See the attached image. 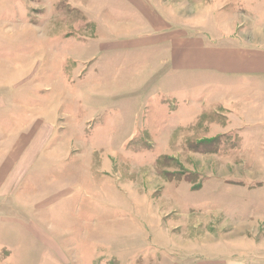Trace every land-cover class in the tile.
<instances>
[{"label":"rangeland","instance_id":"1","mask_svg":"<svg viewBox=\"0 0 264 264\" xmlns=\"http://www.w3.org/2000/svg\"><path fill=\"white\" fill-rule=\"evenodd\" d=\"M246 2L0 0V154L10 177L22 162L14 198L25 203L19 236L11 225L0 240V264H224L242 249L264 257V217H242L252 204L219 184L264 182V127H247L264 116L254 104L263 81L226 96L229 83L209 73L172 71V43L136 23L147 12L175 38L185 29L187 41L228 42L264 32V0ZM241 97L251 105L225 102ZM3 103L10 119L20 110L24 137L14 136L21 122L3 124Z\"/></svg>","mask_w":264,"mask_h":264},{"label":"crops","instance_id":"2","mask_svg":"<svg viewBox=\"0 0 264 264\" xmlns=\"http://www.w3.org/2000/svg\"><path fill=\"white\" fill-rule=\"evenodd\" d=\"M246 5H249L248 0ZM150 6L153 7L151 2ZM150 15L151 14L144 12L141 15L143 22L139 23L138 21L136 23L138 25L140 24L141 26L144 25L146 28L153 29L152 34L155 36H160V41L159 39L155 40L154 38L156 37L152 36L151 39L155 41V43L161 42L162 45H168L172 43V54L168 52L169 54L167 53L168 56L166 57L169 66H172L170 68L172 71L185 73L192 70L196 73H205L204 75L209 73L211 78H213L214 83H222L224 85L229 83L230 92L224 93L226 96L230 94L244 95L245 93H241L239 90L242 88L250 90V87H246L250 80L257 81L258 83L263 81L262 84H264V32L257 30L251 35L250 30L248 29V36H245L246 33H243V35H240L239 37H231L228 42H224L227 41V39L211 41L206 39L207 37L204 35H197L194 37L197 39L193 38L192 40L187 41L185 29H179V33H184V35L175 38V35H179L175 34L173 31L175 29L168 27L165 28L163 26V30H161L162 25L160 24L159 20H156V16ZM162 19L166 21V18L163 16ZM163 35L166 37L164 38ZM188 45L190 46L187 48ZM201 76L202 75H200V78ZM218 79L221 81L219 82ZM259 93L264 95V89ZM247 99L249 98L241 97L239 100L238 98H233V100L226 99L225 102L230 106L240 104V101L245 105H251ZM254 104L257 106H264V100H260L259 103ZM9 110V103L8 105L3 103L2 117H6L7 119L3 124L6 123V127H8L11 126V124L15 125V121H17V124L20 125L21 121L20 118H18L21 115L20 110L16 109L17 112L12 110V119L9 118L11 116L9 115ZM244 117L246 120L249 118L248 114H244ZM251 121L252 122L247 121V127L250 129V131L253 133H262L260 131L258 132L260 129L257 128L262 126L264 127V116L252 118ZM21 125L22 132H20V129L14 131V133H16V135H14L16 136V139L19 137H24L22 135H25L24 121L21 122ZM5 133V129L0 128V137ZM246 152H250V150H246ZM246 152L242 153V157L245 156ZM17 153L18 156H14L15 158H21L22 155H25L24 150ZM0 156V164L2 163V165H0V240H4L6 237L9 238L11 225L14 227V234L16 233V235L19 236L18 234L20 224H22L24 220V216L20 217V207H22L23 210L25 203L20 204V199L16 200L14 198L15 193L19 191L18 188L20 187L19 184L23 178L21 175H24V173H22L24 168H20L22 162H17V166H19L14 168V171L17 173L10 177L11 169L2 168L4 164L9 162L10 156L5 155V153H1ZM14 157L12 158L14 159ZM249 172L250 173H248V175L254 174L253 171ZM219 184L221 187H234L236 191H240L243 194V199L239 200V202L243 201L244 205L252 204V208H254L253 210H239V207L235 208L239 210V213L242 214V217L249 216L250 211H252V213L254 211H260L257 213L264 217V182L260 183L258 187H254L253 189L248 188L249 186L230 185L227 184V181L222 180L219 182ZM57 196L58 195L50 196V198H47V201H45L41 206H45L48 203L50 205V201L51 203L55 202L58 200ZM11 197H13V199ZM22 229L24 230V227H22ZM235 253V255L232 254L226 260L220 261H223L224 264H264V257H255V254H258V251L254 252L253 255L249 254L248 250L246 249L244 251L243 249L236 251ZM250 255L253 258H251ZM235 256H238V258H235Z\"/></svg>","mask_w":264,"mask_h":264}]
</instances>
